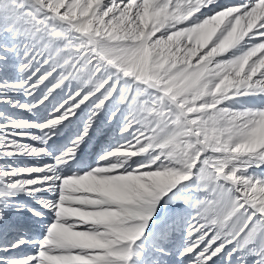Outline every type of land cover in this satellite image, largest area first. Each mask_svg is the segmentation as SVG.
I'll return each instance as SVG.
<instances>
[{
    "label": "snow or ice",
    "instance_id": "6c2138e0",
    "mask_svg": "<svg viewBox=\"0 0 264 264\" xmlns=\"http://www.w3.org/2000/svg\"><path fill=\"white\" fill-rule=\"evenodd\" d=\"M0 264H264V0H0Z\"/></svg>",
    "mask_w": 264,
    "mask_h": 264
},
{
    "label": "bare ground",
    "instance_id": "6f19581e",
    "mask_svg": "<svg viewBox=\"0 0 264 264\" xmlns=\"http://www.w3.org/2000/svg\"><path fill=\"white\" fill-rule=\"evenodd\" d=\"M14 112H16V110H13ZM17 115H21V116H27L28 114L26 112L20 111V112H16Z\"/></svg>",
    "mask_w": 264,
    "mask_h": 264
}]
</instances>
